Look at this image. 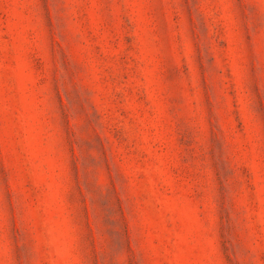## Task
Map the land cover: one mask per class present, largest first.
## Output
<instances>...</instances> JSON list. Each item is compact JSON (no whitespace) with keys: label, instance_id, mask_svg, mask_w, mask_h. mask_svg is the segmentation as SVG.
Returning a JSON list of instances; mask_svg holds the SVG:
<instances>
[{"label":"rangeland","instance_id":"1","mask_svg":"<svg viewBox=\"0 0 264 264\" xmlns=\"http://www.w3.org/2000/svg\"><path fill=\"white\" fill-rule=\"evenodd\" d=\"M0 264H264V0H0Z\"/></svg>","mask_w":264,"mask_h":264}]
</instances>
